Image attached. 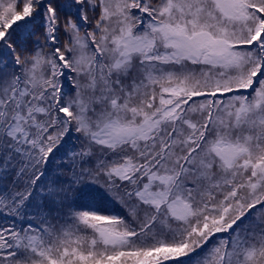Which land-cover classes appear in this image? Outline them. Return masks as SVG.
Listing matches in <instances>:
<instances>
[{"label": "snow or ice", "instance_id": "6c2138e0", "mask_svg": "<svg viewBox=\"0 0 264 264\" xmlns=\"http://www.w3.org/2000/svg\"><path fill=\"white\" fill-rule=\"evenodd\" d=\"M0 264H264V0H0Z\"/></svg>", "mask_w": 264, "mask_h": 264}]
</instances>
